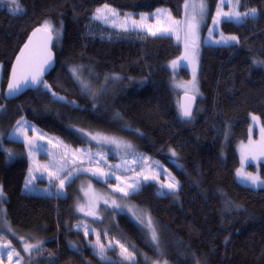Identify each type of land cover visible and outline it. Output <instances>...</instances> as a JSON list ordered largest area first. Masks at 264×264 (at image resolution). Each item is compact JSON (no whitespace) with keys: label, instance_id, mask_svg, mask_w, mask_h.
<instances>
[{"label":"trees","instance_id":"1","mask_svg":"<svg viewBox=\"0 0 264 264\" xmlns=\"http://www.w3.org/2000/svg\"><path fill=\"white\" fill-rule=\"evenodd\" d=\"M205 1L211 17L218 0ZM19 3L20 13L14 12L10 1L0 4V126L5 133L25 119L78 148L87 144L78 130H97L127 138L139 152L168 168L179 182L176 199L160 196L152 182L142 183L127 197L158 224L159 248L131 218L117 216L119 238L137 256L133 264H148L154 258L167 264H264V188L244 187L234 177L239 167L237 145L249 139L250 116L257 117L255 137L264 129V64L254 63L264 61V0H239L241 12L255 8L256 16L242 23H221V32L236 35L239 43L202 46L200 95L191 122L180 116L168 69L180 56V45L167 36L113 30L92 18L97 8L107 4L133 14L166 8L174 19H181L186 0ZM45 21L60 30L53 45L55 68L43 80L50 90L40 86L7 102L3 90L11 63L29 32ZM74 67L88 71L90 80L116 78L109 81L110 91L92 98L73 77ZM179 74L188 77L185 70ZM52 93L65 100H56ZM5 144L23 148L16 142ZM27 170L26 158L9 163L0 148L6 219L15 228L45 237L38 250L44 256L31 264H102L90 249H83L81 235L68 229L72 196L24 193ZM259 177L264 180L263 164ZM68 243L78 244V249Z\"/></svg>","mask_w":264,"mask_h":264},{"label":"rangeland","instance_id":"2","mask_svg":"<svg viewBox=\"0 0 264 264\" xmlns=\"http://www.w3.org/2000/svg\"><path fill=\"white\" fill-rule=\"evenodd\" d=\"M6 1L11 2V0H4L0 4H4ZM199 3L200 0H186L188 7H184L181 19H174L166 8H158L162 11L157 12L158 9H156L154 12L148 14H133L118 11L120 13V20H124L126 14L130 17L129 31L113 27L110 21L94 20L107 28L117 31L140 32L148 36L171 37L181 47L180 56L168 64V69L173 76L171 87L174 97L176 101L181 94H190L199 98L198 67L202 46L220 47L236 44L235 42H231L228 45L215 43L216 40L220 39L221 34L232 36L221 32L220 25L222 22L219 25L213 24V19L217 18L218 6H220L221 0H218L211 17H209V6L205 1L207 8L203 14V19H201L198 7ZM235 3L236 0H227V3L219 8V10L225 12L231 11L235 7ZM193 5H197V7L194 8ZM99 8H103V6ZM235 10L240 11L239 7ZM94 15L95 13L92 18ZM141 16H146L147 19L141 21ZM192 17L196 19L193 21ZM132 20H136L143 26L133 28L131 25ZM189 21L197 24L194 33L189 31ZM242 22L233 21V23ZM43 25L44 23L42 27ZM169 28L174 29V31L165 35L160 34L161 30ZM210 30H212L211 33ZM57 31L59 35L56 34ZM152 32H157V35H152ZM53 36L54 42L57 43L60 39V30H56L53 27ZM1 69L2 66L0 65V79ZM180 70H185L188 77L183 78L179 74ZM71 73L73 75L72 71ZM88 74H90L88 71L78 67L76 76L73 75V77L84 93L89 94L92 98L96 97V99L110 91L111 85L109 86V84L111 82L109 81L116 78L113 75H109L97 78V80H90ZM253 117L256 116H250V129L256 130ZM20 121V125L16 123L13 128L7 130L8 134L4 131L5 127L2 128L0 126V148L9 163L20 157L27 159L28 170L23 184V192L33 195H55L57 197L72 196L68 229L71 230L70 232L81 235L83 238V249H90V254L102 264H133L137 256L127 246V243H124L119 238L120 232L116 224L117 216L123 214L131 218L145 231L150 242L153 244L151 241V230L147 226L148 218L151 217L144 208L127 201V197L134 192H130L129 195L125 196L123 192L117 189L124 188L128 190V185L136 180H139L141 184L152 182L160 189L158 193L160 196L169 195L176 199L179 188L177 179H175L162 162L139 152L132 141L122 136L107 134L97 130H78V133L87 140V144L84 147L74 148L64 144L59 138L34 127L25 119H20ZM33 127L35 131H33ZM17 129H27V131L24 135H21L16 131ZM250 136L251 134L249 133ZM93 137H96V139H93ZM103 138L115 139L119 142V147L114 143H106ZM256 138V142H248L247 140L245 143L237 145L239 167L234 174L237 184L254 190L264 188V184L258 186L252 185L250 181L242 179L237 173L239 171L240 173H250L253 176L259 177V164L264 165V132L261 131ZM29 139H32V147L28 144ZM5 141L19 143L23 148L6 145ZM127 145L131 147H126ZM89 155H91V159H89ZM171 156L172 159H175V155L172 152ZM52 165H56L57 167L60 165L64 166L63 170L59 172L60 179H64L69 171L72 172V175L64 180L63 187L60 186L59 179L52 178V173L56 171V168L52 167ZM29 169H32L31 176L29 175ZM100 172H103L105 175H100ZM93 173H96V175ZM145 176L155 177V179L145 180ZM29 179L32 180V183L26 188L25 184ZM174 182L178 183V187L172 192L166 185ZM161 185H165V187H161ZM5 200V196L0 198V244L10 241L12 246L20 253V257L13 255V259L10 262L7 255L0 256V264H16L17 259L20 260V264H27L28 262L31 264L40 260L44 256V253L38 250L42 249L45 237L38 231H24L13 227L5 217ZM113 201H115V204H113ZM115 205H119V207ZM81 208L83 211L80 210ZM86 212H93L101 220L96 222L86 218L84 216ZM151 220L158 233V224L154 219L151 218ZM8 228H11L12 231L8 232ZM85 230L88 231V235H85ZM12 233H15V235ZM97 234L99 235L100 243L105 245V256L107 259H102L99 255V247L93 246L97 240ZM18 237H24L28 243L35 244L39 241L42 244L39 249H33L31 254H29L23 251V241L18 239ZM109 244L112 246L108 247ZM121 244L133 254L135 257L134 261L123 259L121 256ZM77 245L68 243V246L75 250L78 249ZM148 260V264H165L158 258Z\"/></svg>","mask_w":264,"mask_h":264},{"label":"snow or ice","instance_id":"3","mask_svg":"<svg viewBox=\"0 0 264 264\" xmlns=\"http://www.w3.org/2000/svg\"><path fill=\"white\" fill-rule=\"evenodd\" d=\"M4 2V0H0V3ZM11 3L13 4L14 8V12L15 13H20L23 11L22 7L20 6L19 0H11ZM227 3V0H221V4L220 6H218V11H217V18L213 19V24L214 25H219L221 22H242L245 18L252 16L255 17L257 14V9L253 8L250 9L248 11L245 12H241L238 10H235L236 8L239 7V0H236L235 3V7L233 8V10L231 11H220L219 8L223 7L225 4ZM185 7L187 8L188 5L186 4ZM193 7H197V5H193ZM199 9H200V13H201V19H203V14L206 11L207 5L205 3V0H200V3L198 5ZM162 10H157V12H160ZM120 13L113 8H110L107 4H105L103 6V8H97L95 15L93 17V19L96 20H104L105 22H111L113 27H118L121 28L124 31H129V16L126 14L125 19L124 20H120ZM147 17L146 16H141L140 20H146ZM196 18L192 17V20L194 21ZM131 25L133 28H137V27H142L143 25L139 22H137L136 20H132L131 21ZM188 26H189V31L191 33H194L197 27V24L192 23V21L188 22ZM41 29H37V31H40ZM43 30L46 31L49 34V40L52 39V33H53V27L52 25L48 22L45 21L44 25H43ZM174 31V29H163L161 30L160 34L161 35H165L168 34L170 32ZM212 30H210L211 33ZM35 34V33H34ZM57 35H59V32H56ZM152 35H157V32H152ZM231 42H235V43H239V39L237 36H224L223 34H221L220 39L216 40L215 43L217 44H225L228 45ZM25 47H27V45H25ZM21 55H23V52L21 53ZM50 56L48 58V60L45 61V65H47L48 63H50ZM17 63H20V57L17 58ZM254 63H260V64H264V61H254ZM175 64V62H174ZM71 71L73 72V75L76 76L77 73V68H72ZM16 73H17V69L14 67L13 68V79L9 82L8 84V94L9 95H14L15 93L19 92L21 90L22 87H31V86H39L42 85L44 89L46 90H50L49 89V85L43 81L42 79V75H43V67L38 70L36 73L34 74H25L23 75L21 78H17L16 77ZM78 78V77H77ZM83 83V82H82ZM194 83V82H193ZM85 87H87L86 85H84ZM53 97L58 100V101H64L65 98L58 96L56 93H52ZM69 103H74L69 101ZM2 107V106H0ZM183 116L186 118H191L192 116V111L191 108H184L183 110ZM253 120H256V117L252 118ZM18 125L21 124V121L18 120L16 122ZM26 123V122H25ZM18 133H20L21 135H24L27 131V129H17L16 130ZM33 131H35L34 127H33ZM262 131H264V129H262ZM93 139H96V137H93ZM104 141L106 143H114L117 144V146L119 147V142L116 141L115 139H110V138H103ZM28 144L30 147L33 146L32 143V139L28 140ZM126 147H131L130 145H127ZM173 155H175V152H173ZM89 159H91V155H89ZM52 167L56 168V171L54 173H52V178L53 179H59L60 180V186L63 187L64 185V180L67 179L68 177H70L72 175V172L69 171L64 179H60L59 176V172L63 170V165H60L59 167H57L56 165H52ZM32 174V169H29V175L31 176ZM94 175H96V173H93ZM100 175H105L103 172H100ZM114 175V173H113ZM238 176H240L242 179L250 181L252 185H260V184H264V180H261L258 176H253L250 173H240L238 171L237 173ZM34 178V177H33ZM145 180L148 179H155V177H148L145 176L144 177ZM32 183V180L29 179L26 181L25 187L27 188L28 185H30ZM141 187V183L139 180L133 181L128 185V190H125L124 188H118V191L123 192V194L125 196L129 195L130 192H135L138 191ZM161 187H165V185H161ZM166 187L174 192L177 187H178V183H169L168 185H166ZM4 197V192L2 189V186H0V198ZM113 204H115V201H113ZM116 207H119V205H115ZM81 211H83V209H80ZM92 215H94V213H90ZM143 222V221H141ZM147 226L150 228L151 230V241L153 242L154 245L157 246V248H159L160 245V238L159 235L157 233L156 228L153 226V221L151 220V218H148L147 221ZM8 232H11V228L7 229ZM13 235H15V233H12ZM85 235H88V231L85 230ZM18 239H20L21 241H23V251L27 252L29 254H31L33 249H39L42 242H37L35 244L32 243H28L27 240L24 237H18ZM91 243V242H90ZM94 247L98 246L99 247V255L101 256L102 259H107V257L105 256V245H103L102 243H100L99 240V235L97 234V240L95 242V244L93 245ZM112 245L109 244L108 247H111ZM121 248V256L123 257L124 260L127 261H134L135 257L133 256V254L131 252H129V250L127 248H125L122 244L120 245ZM7 255L9 261L11 262L13 259V255L15 257H20V253L16 250L15 247L12 246L10 241L4 242L3 244H0V256H4ZM16 264H20V260L17 259L16 260ZM165 264H167V262H165Z\"/></svg>","mask_w":264,"mask_h":264},{"label":"water","instance_id":"4","mask_svg":"<svg viewBox=\"0 0 264 264\" xmlns=\"http://www.w3.org/2000/svg\"><path fill=\"white\" fill-rule=\"evenodd\" d=\"M37 29H41L40 31H37ZM35 33V34H34ZM27 45V47H25ZM53 45H54V36L52 33V39L49 40V34L43 30L42 26H36L33 28L24 44L20 47L18 52L16 53L10 69L8 78L6 81L5 88L3 90V97L5 101L10 102L13 100L18 99L19 97L23 96L27 92L35 91L40 86H31V87H22L21 90L14 95L8 94V84L13 79V68L15 67L17 69L16 77L21 78L25 74H34L38 70H40L43 67V75L42 79H46V77L54 70L55 64H56V56L53 51ZM23 52V55L21 53ZM50 56V63L45 65V61L48 60ZM20 57V63H17V58ZM197 98L190 94H181L178 97L177 105L178 110L180 113V116L184 122H191L193 115L197 108ZM191 108L192 116L191 118H186L183 116V110L184 108ZM90 213L93 212H86L84 216L88 219L94 220L96 222H99L101 219L97 215H92Z\"/></svg>","mask_w":264,"mask_h":264},{"label":"crops","instance_id":"5","mask_svg":"<svg viewBox=\"0 0 264 264\" xmlns=\"http://www.w3.org/2000/svg\"><path fill=\"white\" fill-rule=\"evenodd\" d=\"M249 133L251 134V136L249 137L248 142H256L257 138L255 137V133H256L255 129L254 130L250 129Z\"/></svg>","mask_w":264,"mask_h":264}]
</instances>
